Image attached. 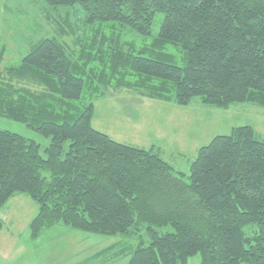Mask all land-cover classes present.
<instances>
[{
	"label": "trees",
	"instance_id": "16d2710c",
	"mask_svg": "<svg viewBox=\"0 0 264 264\" xmlns=\"http://www.w3.org/2000/svg\"><path fill=\"white\" fill-rule=\"evenodd\" d=\"M43 2L57 35L6 64L0 45V116L50 141L42 156L36 142L0 129V208L15 194L33 200V239L58 223L125 238L143 228L148 242L127 264H188L196 256L198 264H264V141L251 126L201 146L187 176L153 147L92 126L94 101L121 89L179 106L198 97L264 110V0ZM77 13L80 24L70 21ZM158 13V34L146 43ZM166 46L182 51L183 66L167 61ZM165 225L173 231L158 234Z\"/></svg>",
	"mask_w": 264,
	"mask_h": 264
},
{
	"label": "rangeland",
	"instance_id": "374dc122",
	"mask_svg": "<svg viewBox=\"0 0 264 264\" xmlns=\"http://www.w3.org/2000/svg\"><path fill=\"white\" fill-rule=\"evenodd\" d=\"M45 11L50 13L49 18ZM54 16L43 0H0V45L6 46L3 64L17 61L38 38L57 35L56 25L50 21ZM81 16L71 15L70 21L77 19L80 24ZM161 20L162 14H156L146 43L157 36ZM79 29L82 31V27ZM123 33L127 39L133 37L128 28ZM71 37L63 38L70 43ZM136 40L140 45L141 41ZM163 52L170 63L185 64L184 54L178 48L166 46ZM243 125L251 126L255 137L264 141V110L253 103L237 102L218 108L203 104L196 97L188 105L179 106L172 101L145 99L126 89L110 91L95 100L92 115L96 130L118 142L144 149L153 146L162 159L186 176L201 146L214 136L227 135L232 128ZM0 129L36 142L44 156L49 137L2 116ZM67 147L65 142L64 149ZM36 213V203L24 194H15L0 208V264H127L135 247L148 242L143 228L125 238L79 231L62 223L43 230L33 239L28 225ZM155 230L158 234L173 231L170 225ZM188 264H198V257L189 258Z\"/></svg>",
	"mask_w": 264,
	"mask_h": 264
},
{
	"label": "crops",
	"instance_id": "0c3cea01",
	"mask_svg": "<svg viewBox=\"0 0 264 264\" xmlns=\"http://www.w3.org/2000/svg\"><path fill=\"white\" fill-rule=\"evenodd\" d=\"M145 99H148V98H145ZM201 102V101H200ZM202 103V102H201ZM204 104V103H203ZM153 147V146H152ZM151 148V147H150ZM154 148V147H153ZM155 150V149H154ZM158 153V152H157Z\"/></svg>",
	"mask_w": 264,
	"mask_h": 264
}]
</instances>
